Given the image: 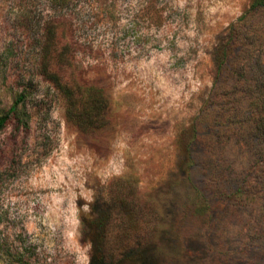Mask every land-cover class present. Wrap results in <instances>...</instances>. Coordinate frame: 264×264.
Segmentation results:
<instances>
[{"label":"rangeland","instance_id":"obj_1","mask_svg":"<svg viewBox=\"0 0 264 264\" xmlns=\"http://www.w3.org/2000/svg\"><path fill=\"white\" fill-rule=\"evenodd\" d=\"M110 1L0 0V264H264V143L232 86L264 80V9ZM246 14L254 54L218 71Z\"/></svg>","mask_w":264,"mask_h":264},{"label":"trees","instance_id":"obj_2","mask_svg":"<svg viewBox=\"0 0 264 264\" xmlns=\"http://www.w3.org/2000/svg\"><path fill=\"white\" fill-rule=\"evenodd\" d=\"M82 1V4L88 5L90 7V10L94 14V18L98 17L99 15L103 18L102 13H106L107 15L111 17L115 12V4L111 3L110 0H48V2L51 4L53 8H55L56 11L61 12L64 8L67 9L70 5H78V2ZM260 9H264V0H257L254 5L251 7V11L255 12ZM247 14L241 16L236 24H233L231 27V30L229 32V35L226 37L225 41L221 45V47L217 51V60H218V71H222L223 69H226V66L229 63V59L231 56L236 54V50L244 56H249L250 54H254V43L248 44V49L245 50V43H242L243 40L245 42L246 39V30L248 28L246 27L247 24ZM242 41V42H241ZM248 52L249 54H246ZM260 53V52H259ZM251 55V56H252ZM228 68V66H227ZM223 70V72H224ZM244 70V67L241 68V71ZM54 81V88L56 91H58L63 99L65 100L64 103L68 104V110L69 107H72L71 104L73 102H77V100L81 101L82 99H78L74 97L75 93H79L82 91V89L85 88L83 83H78L77 85L75 82H73L71 85L68 84H58L59 79ZM246 80V79H245ZM239 82V80L237 81ZM234 83L232 86L234 90H238L239 92L243 93L246 98V102L248 103V111L250 112V116L252 118V123H254V130L259 133V138L264 143V80L256 81L254 80L253 84L247 82H242L243 85H240L238 83ZM247 84H250L247 87ZM241 86V87H239ZM243 89L241 90V88ZM93 90V89H91ZM22 96H19V101ZM86 103L89 105L90 112L86 115L82 113V111L78 113H69L68 118H71V120L79 121L81 123L85 122H91L92 118L95 120L99 117V113L103 111L105 108V98L101 94H95L93 93L91 96L88 97ZM16 112V103L10 108V113ZM256 115V116H255ZM8 119V115H4L0 117V131L6 124V121Z\"/></svg>","mask_w":264,"mask_h":264}]
</instances>
